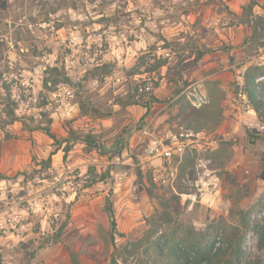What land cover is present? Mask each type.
I'll return each instance as SVG.
<instances>
[{
	"label": "rangeland",
	"instance_id": "1",
	"mask_svg": "<svg viewBox=\"0 0 264 264\" xmlns=\"http://www.w3.org/2000/svg\"><path fill=\"white\" fill-rule=\"evenodd\" d=\"M249 66L261 68L260 92L264 0H0V264H109L108 197L116 264H142L144 247L128 254L127 242L144 235L185 156L182 246L211 234L222 248L241 187L242 264H263L264 124L241 93ZM212 93L223 96L219 126L178 125L180 96L199 107Z\"/></svg>",
	"mask_w": 264,
	"mask_h": 264
},
{
	"label": "trees",
	"instance_id": "2",
	"mask_svg": "<svg viewBox=\"0 0 264 264\" xmlns=\"http://www.w3.org/2000/svg\"><path fill=\"white\" fill-rule=\"evenodd\" d=\"M203 54L199 53L197 58ZM162 63H158L161 66ZM261 74V68L258 66H249L243 75V86L241 93L246 98L250 108L255 112L258 120L264 124V88L260 92H256V88L260 86L255 81V77ZM223 96L221 94H211L206 103L201 104L199 107L190 103L185 96H180L176 102L177 111L175 119L179 126H184L186 129H193L200 131L202 129H214L219 126L224 108L222 105ZM133 103V102H128ZM89 111L100 115L98 110L89 105L83 104ZM192 120L195 121L196 126H192ZM43 133L54 142L57 141L55 135L48 127L41 128ZM73 141L81 140L87 147L93 148L96 146V141L93 137L84 136L80 139L70 134ZM70 144H66L63 148L64 155L70 150ZM50 157L48 158V162ZM190 159L187 156L180 161L178 166L179 172L177 173L174 181L161 188L160 194H157L159 209L150 215L146 222L148 228L144 235L134 242L128 241L127 244L130 249L126 252L132 254L134 249L138 247L143 248V254L146 255L142 264H242L241 259V242L245 232L249 226V218L246 216L242 208L238 206L243 194L241 187L237 188L229 200L231 202L230 217L235 221L234 225L222 234V248H217L212 251V246L215 238L210 234L207 236H199L188 242L187 245L182 246V237L179 239L175 233L178 229V223L175 218L180 214L179 212V194L186 193L185 185L182 183L184 178H187V168ZM149 193L152 194L151 191ZM106 213L110 225V240L112 243L113 251L110 254L109 264H116V254L119 253L114 243V236L121 235L116 233V223L113 211V205L108 197L106 199ZM175 217V218H174ZM62 227L59 228V232ZM254 230L258 238V246L263 251V264H264V217L257 221ZM58 232V233H59ZM58 234L56 235L57 239ZM56 241V240H54ZM230 249L233 260H223V256ZM123 251V250H122ZM30 257L33 255L29 253ZM72 264H78L77 259L71 256ZM255 264H260L256 262Z\"/></svg>",
	"mask_w": 264,
	"mask_h": 264
},
{
	"label": "built area",
	"instance_id": "3",
	"mask_svg": "<svg viewBox=\"0 0 264 264\" xmlns=\"http://www.w3.org/2000/svg\"><path fill=\"white\" fill-rule=\"evenodd\" d=\"M165 155H167L169 152L168 151H164Z\"/></svg>",
	"mask_w": 264,
	"mask_h": 264
}]
</instances>
